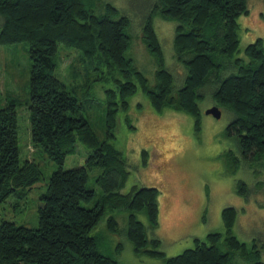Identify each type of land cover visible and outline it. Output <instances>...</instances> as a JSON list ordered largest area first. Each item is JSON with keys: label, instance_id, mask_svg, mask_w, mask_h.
Segmentation results:
<instances>
[{"label": "trees", "instance_id": "16d2710c", "mask_svg": "<svg viewBox=\"0 0 264 264\" xmlns=\"http://www.w3.org/2000/svg\"><path fill=\"white\" fill-rule=\"evenodd\" d=\"M95 0H0V44L28 43L30 141L40 147L57 167L50 173L46 190L37 208L38 225L29 227L0 219V264H122L98 249L91 234L106 216V227L117 232L113 209L127 212L126 235L136 253L162 257L164 264H237L231 252H239L250 264H264L255 245L247 246L232 233L236 219L234 206L221 209L225 229L195 237L194 245L170 256L158 249L159 238L148 237L136 213L145 210L151 227L157 225V194L154 186L132 184L120 189L129 171L121 152L110 141L119 109L126 110L128 99L139 87L156 112L184 111L194 117L198 132L199 88L210 85L215 104L234 113L225 133L234 136L244 161L264 167V46L256 38L238 52V21L247 12L246 0H156L141 25L142 41L156 65L155 86L149 87L144 74L125 56L130 37L125 32L128 18L110 3ZM98 1V0H97ZM176 20L173 36L175 57L186 69L183 84L173 91V76L164 66V56L152 17ZM264 14V13H263ZM58 42L78 50L76 61L85 70L100 72L98 79L111 76L113 87H105L104 125L106 136L99 138L83 114L84 102L68 83L54 73ZM75 76L80 74L72 68ZM109 74V75H108ZM16 100L9 98L0 107V201L10 193L21 196L42 176L38 164L20 160L18 153ZM129 127H133L128 122ZM86 148L82 165L63 168L76 141ZM145 151H143L144 153ZM227 156L236 171L238 160ZM145 161V158H143ZM98 168L95 182L102 192L87 186L89 169ZM237 191H248L242 179ZM94 200L90 206L84 203ZM227 246L223 251L220 241ZM121 244L118 243L117 251Z\"/></svg>", "mask_w": 264, "mask_h": 264}, {"label": "rangeland", "instance_id": "374dc122", "mask_svg": "<svg viewBox=\"0 0 264 264\" xmlns=\"http://www.w3.org/2000/svg\"><path fill=\"white\" fill-rule=\"evenodd\" d=\"M91 4L96 13L102 10L98 4L108 2L128 18L125 32L130 43L125 56L146 77L149 87L155 86V69L153 55L142 41L141 25L154 8L156 0H95ZM247 12L238 16V52L244 56V47L256 38L262 39L264 46V0H246ZM0 16V26L2 24ZM153 26L162 48L164 66L173 76V91L184 82L186 69L175 57L173 48L174 19H166L154 14ZM28 43L17 42L0 44V107L9 98L16 100L17 135L19 159L35 161L43 176L27 188L21 196L10 193L0 201V219L13 221L29 227L38 225L37 208L40 195L46 190L50 173L57 164L40 148L30 141L29 110V57ZM78 50L58 42L56 52L55 75L76 89V94L84 102L86 115L99 138L106 136L104 125L105 87H113L111 76L98 79L100 70H85L75 59ZM77 68L80 74H75ZM212 89V88H211ZM210 85L202 86L199 92L202 98L199 106V129L194 131V117L184 111L164 109L154 111L147 95L138 87L129 97L126 110L119 109L113 129L114 137L110 139L121 152L125 166L129 171L125 184L120 189L125 192L136 183L138 186H154L157 194V225L150 226L145 210L136 213L144 224L148 237L160 240L158 249L164 256L174 255L194 245V238H204L210 231L225 235L221 219L224 206H234L237 212L231 228L238 239L247 246L255 245L260 258L264 261V167L255 162L244 161L239 153L234 136L225 133L227 123L234 113L226 106L220 105V116L205 113V109L215 104ZM128 122L133 127L128 126ZM143 151H145L143 153ZM231 151L238 160L237 169L232 171V164L227 156ZM87 148L76 141L75 151L65 156L63 168L84 164ZM145 158V161L143 160ZM98 168L89 169L87 186L95 190V198L102 192L94 176ZM242 179L247 184L246 193L237 191V181ZM94 200L84 203L90 206ZM117 221L118 231H109L106 216L102 217L92 229L91 234L97 238L98 249L111 255L122 264H164L162 257L145 253H136L133 244L126 235L127 212L113 209L110 212ZM118 243L121 244L117 251ZM219 247L227 251L222 239ZM232 261L237 264H250L239 252H231Z\"/></svg>", "mask_w": 264, "mask_h": 264}, {"label": "water", "instance_id": "95a60500", "mask_svg": "<svg viewBox=\"0 0 264 264\" xmlns=\"http://www.w3.org/2000/svg\"><path fill=\"white\" fill-rule=\"evenodd\" d=\"M205 113L211 114L214 117H219L221 111L218 105L212 104L205 109Z\"/></svg>", "mask_w": 264, "mask_h": 264}]
</instances>
